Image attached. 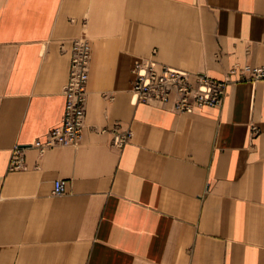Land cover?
Returning <instances> with one entry per match:
<instances>
[{"label": "crops", "instance_id": "0c3cea01", "mask_svg": "<svg viewBox=\"0 0 264 264\" xmlns=\"http://www.w3.org/2000/svg\"><path fill=\"white\" fill-rule=\"evenodd\" d=\"M83 37L82 140L40 154ZM139 60L228 81L222 105L138 102ZM247 67H264V0H0V264H264V81Z\"/></svg>", "mask_w": 264, "mask_h": 264}, {"label": "built area", "instance_id": "2783aa9c", "mask_svg": "<svg viewBox=\"0 0 264 264\" xmlns=\"http://www.w3.org/2000/svg\"><path fill=\"white\" fill-rule=\"evenodd\" d=\"M92 48L87 38L77 39L73 43L71 72L64 89L66 107L61 125L51 129L45 140H37L32 145L40 154L47 150L66 145H78L85 128L88 83ZM250 71L252 82L264 81V67ZM134 81L132 91L138 102L165 107L172 105L176 113L191 114L197 109L219 107L226 95L228 81H216L205 73H189L174 67L161 65L151 60H139L133 68ZM254 132L258 131L254 129ZM132 138V132L117 134L114 143L123 147ZM25 147L16 146L12 150L11 170H25ZM64 180H57L53 194L63 196L66 193Z\"/></svg>", "mask_w": 264, "mask_h": 264}]
</instances>
